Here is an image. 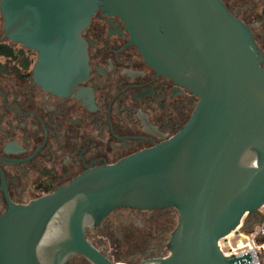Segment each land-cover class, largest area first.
<instances>
[{
  "label": "water",
  "instance_id": "1",
  "mask_svg": "<svg viewBox=\"0 0 264 264\" xmlns=\"http://www.w3.org/2000/svg\"><path fill=\"white\" fill-rule=\"evenodd\" d=\"M7 34L39 52L37 73L68 92L87 75L81 33L97 11L117 15L147 64L199 98L172 138L96 168L0 217V264H42L37 245L59 212L69 240L58 264L79 252L111 264L83 239L85 218L99 222L118 207L172 208L170 255L158 264H245L218 242L264 204V56L249 28L219 0H1Z\"/></svg>",
  "mask_w": 264,
  "mask_h": 264
},
{
  "label": "flooded vegetation",
  "instance_id": "2",
  "mask_svg": "<svg viewBox=\"0 0 264 264\" xmlns=\"http://www.w3.org/2000/svg\"><path fill=\"white\" fill-rule=\"evenodd\" d=\"M219 1L264 56V0ZM81 37L86 77L52 91L38 76L39 52L7 34L0 8V217L169 140L196 107L188 87L146 63L117 15L97 11ZM66 217L59 212L45 228L35 252L42 264L61 258ZM177 217L172 208L118 207L99 222L85 218L83 239L111 264H158L170 255ZM58 264L94 263L71 252Z\"/></svg>",
  "mask_w": 264,
  "mask_h": 264
},
{
  "label": "built area",
  "instance_id": "3",
  "mask_svg": "<svg viewBox=\"0 0 264 264\" xmlns=\"http://www.w3.org/2000/svg\"><path fill=\"white\" fill-rule=\"evenodd\" d=\"M232 235L235 238L228 241ZM230 236L218 242L219 249L225 257L235 255L237 259L248 253L251 260L245 264H260L261 252L264 251V204L255 216H248L247 222L241 224Z\"/></svg>",
  "mask_w": 264,
  "mask_h": 264
},
{
  "label": "rangeland",
  "instance_id": "4",
  "mask_svg": "<svg viewBox=\"0 0 264 264\" xmlns=\"http://www.w3.org/2000/svg\"><path fill=\"white\" fill-rule=\"evenodd\" d=\"M247 219H248V215L247 216H245L244 218H243V220H242V222H241V224H244V223H246L247 222ZM233 236V237H232ZM232 236H230L229 238H228V241L229 240H233L235 237H234V235H232ZM232 237V238H231ZM264 260V251H262L261 252V256H260V264H262V261Z\"/></svg>",
  "mask_w": 264,
  "mask_h": 264
},
{
  "label": "bare ground",
  "instance_id": "5",
  "mask_svg": "<svg viewBox=\"0 0 264 264\" xmlns=\"http://www.w3.org/2000/svg\"><path fill=\"white\" fill-rule=\"evenodd\" d=\"M231 234H232V233H231ZM231 234H230V235H231ZM230 235H228V236H230ZM232 237H233V236H232ZM232 237H231V238H232ZM229 239H230V238H229ZM221 240H224V239H221Z\"/></svg>",
  "mask_w": 264,
  "mask_h": 264
}]
</instances>
